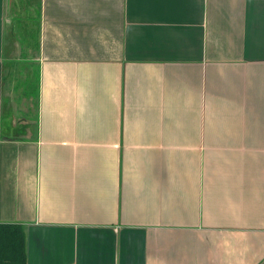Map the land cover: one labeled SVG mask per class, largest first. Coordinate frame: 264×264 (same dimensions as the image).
Instances as JSON below:
<instances>
[{
	"label": "crops",
	"instance_id": "0c3cea01",
	"mask_svg": "<svg viewBox=\"0 0 264 264\" xmlns=\"http://www.w3.org/2000/svg\"><path fill=\"white\" fill-rule=\"evenodd\" d=\"M0 222L25 264H264V0H0Z\"/></svg>",
	"mask_w": 264,
	"mask_h": 264
},
{
	"label": "trees",
	"instance_id": "16d2710c",
	"mask_svg": "<svg viewBox=\"0 0 264 264\" xmlns=\"http://www.w3.org/2000/svg\"><path fill=\"white\" fill-rule=\"evenodd\" d=\"M0 264H25V239L20 225L0 222Z\"/></svg>",
	"mask_w": 264,
	"mask_h": 264
},
{
	"label": "rangeland",
	"instance_id": "374dc122",
	"mask_svg": "<svg viewBox=\"0 0 264 264\" xmlns=\"http://www.w3.org/2000/svg\"><path fill=\"white\" fill-rule=\"evenodd\" d=\"M32 76V75H31ZM20 89V88H19ZM32 89H31V87L29 86V91H31ZM31 93V92H30Z\"/></svg>",
	"mask_w": 264,
	"mask_h": 264
}]
</instances>
